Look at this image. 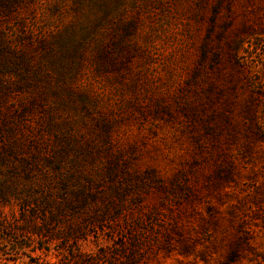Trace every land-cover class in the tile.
I'll use <instances>...</instances> for the list:
<instances>
[{
    "label": "rangeland",
    "instance_id": "rangeland-1",
    "mask_svg": "<svg viewBox=\"0 0 264 264\" xmlns=\"http://www.w3.org/2000/svg\"><path fill=\"white\" fill-rule=\"evenodd\" d=\"M0 58V264H264V0H0Z\"/></svg>",
    "mask_w": 264,
    "mask_h": 264
},
{
    "label": "trees",
    "instance_id": "trees-1",
    "mask_svg": "<svg viewBox=\"0 0 264 264\" xmlns=\"http://www.w3.org/2000/svg\"><path fill=\"white\" fill-rule=\"evenodd\" d=\"M70 45L69 42H66L64 38H61L57 41V45L56 47L60 50L63 51L66 48H68ZM64 54H66V51L64 52ZM21 57V56H20ZM1 59V58H0ZM22 59V57H21ZM5 77L3 76V74L0 71V165L3 163L4 160V153L6 152V150L8 151L10 149L9 145L5 143V135L6 132L8 134V136L10 137L11 135L14 134V132L12 131V128H14L15 126H10L9 123V119L5 113V110L3 109V104L6 100V93H7V81H5L4 79ZM3 189V184L2 182H0V192ZM85 202V199H84ZM72 203V202H71ZM73 205H75L74 203H72ZM72 204L67 203L65 206L66 210H70L72 207ZM74 210V209H73ZM62 212V207L58 206L56 212L53 211L50 213V215H52V218H54V220H56V218H58V216L60 215V213ZM34 217H37L38 214L37 213H33ZM65 216V215H63ZM67 218V216L65 217ZM47 223L46 221H43L40 225H38V223H36L34 226V230L32 231V233L34 234H38V235H44L45 233L49 232L47 231V225L45 224ZM77 223V222H76ZM78 229V226L76 228V231ZM72 230V229H71ZM75 231V230H74ZM74 231H70L71 233H73ZM104 255H97L91 258H84L80 261H78V264H98L99 261L101 260V258L103 259ZM103 262V261H102ZM108 264H124L121 261L118 260H112L110 261Z\"/></svg>",
    "mask_w": 264,
    "mask_h": 264
}]
</instances>
